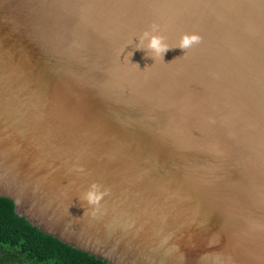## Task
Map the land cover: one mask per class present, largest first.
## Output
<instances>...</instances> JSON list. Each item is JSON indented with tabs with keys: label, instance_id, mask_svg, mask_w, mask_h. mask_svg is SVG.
Here are the masks:
<instances>
[{
	"label": "water",
	"instance_id": "water-1",
	"mask_svg": "<svg viewBox=\"0 0 264 264\" xmlns=\"http://www.w3.org/2000/svg\"><path fill=\"white\" fill-rule=\"evenodd\" d=\"M0 197L107 264H264V0H0Z\"/></svg>",
	"mask_w": 264,
	"mask_h": 264
},
{
	"label": "trees",
	"instance_id": "trees-1",
	"mask_svg": "<svg viewBox=\"0 0 264 264\" xmlns=\"http://www.w3.org/2000/svg\"><path fill=\"white\" fill-rule=\"evenodd\" d=\"M0 264H107L34 227L0 197Z\"/></svg>",
	"mask_w": 264,
	"mask_h": 264
},
{
	"label": "clouds",
	"instance_id": "clouds-1",
	"mask_svg": "<svg viewBox=\"0 0 264 264\" xmlns=\"http://www.w3.org/2000/svg\"><path fill=\"white\" fill-rule=\"evenodd\" d=\"M201 37L198 33H182L175 45L169 46L165 37L162 36L155 27L150 30L143 31L138 37H135V43L132 40L133 47L137 50H143L144 55L150 57L153 61L156 58L162 59L163 54L171 48H180L186 50L191 46L199 43ZM122 54V53H121ZM132 52L130 51V56ZM129 56V57H130ZM106 190L102 189L100 185L91 183L88 188L81 193L80 199L88 205L96 206L105 195Z\"/></svg>",
	"mask_w": 264,
	"mask_h": 264
}]
</instances>
